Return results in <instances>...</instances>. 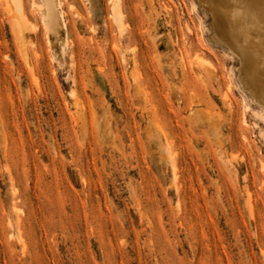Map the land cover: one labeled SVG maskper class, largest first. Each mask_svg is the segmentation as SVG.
Segmentation results:
<instances>
[{"label":"rangeland","instance_id":"1","mask_svg":"<svg viewBox=\"0 0 264 264\" xmlns=\"http://www.w3.org/2000/svg\"><path fill=\"white\" fill-rule=\"evenodd\" d=\"M31 2L23 53L0 0V264H264V0H64L55 44Z\"/></svg>","mask_w":264,"mask_h":264},{"label":"bare ground","instance_id":"2","mask_svg":"<svg viewBox=\"0 0 264 264\" xmlns=\"http://www.w3.org/2000/svg\"><path fill=\"white\" fill-rule=\"evenodd\" d=\"M31 1H32L31 3L36 2L38 4V7L40 6L43 8V10H42V8L39 10H42L41 21L43 23V26L45 28V33L47 34L48 38L52 39L54 41V44L56 42H60L63 39V36L68 33V27H67L66 23L61 20V12H60V7H61L60 4L63 5L64 0H38V1L31 0ZM62 1H63V3H61ZM6 4H7L8 9H10V7H12L11 8L12 9V13H11L12 17L11 18L13 20L15 36L17 37V39H18V41L22 47V51L24 53L25 39L23 37V33H24L23 31H24V29H26L27 27L30 26V21L25 14L23 0H6ZM62 12H63V10H62ZM244 53H243L242 48H241V54L244 55ZM228 70H229V68H228ZM257 82H258V80L255 78H252L251 80H247V83L251 88H254V86H256ZM171 163H173V162H171ZM172 166L174 167L175 165H172ZM173 167H172V169L175 168V167L174 168Z\"/></svg>","mask_w":264,"mask_h":264}]
</instances>
